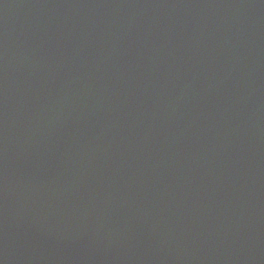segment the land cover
I'll list each match as a JSON object with an SVG mask.
<instances>
[{
  "label": "water",
  "instance_id": "obj_1",
  "mask_svg": "<svg viewBox=\"0 0 264 264\" xmlns=\"http://www.w3.org/2000/svg\"><path fill=\"white\" fill-rule=\"evenodd\" d=\"M0 264H264V0H0Z\"/></svg>",
  "mask_w": 264,
  "mask_h": 264
}]
</instances>
